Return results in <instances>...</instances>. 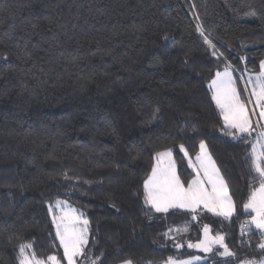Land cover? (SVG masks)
Segmentation results:
<instances>
[{"label":"trees","instance_id":"obj_1","mask_svg":"<svg viewBox=\"0 0 264 264\" xmlns=\"http://www.w3.org/2000/svg\"><path fill=\"white\" fill-rule=\"evenodd\" d=\"M263 59L264 0H0V264H18L20 243L62 257L48 211L57 199L90 221L80 264L184 258L205 224L236 255L202 264L264 260L243 208L249 138L225 134L209 88L223 67L257 72ZM201 141L234 215L150 210L143 181L155 153L171 148L190 180Z\"/></svg>","mask_w":264,"mask_h":264},{"label":"snow or ice","instance_id":"obj_2","mask_svg":"<svg viewBox=\"0 0 264 264\" xmlns=\"http://www.w3.org/2000/svg\"><path fill=\"white\" fill-rule=\"evenodd\" d=\"M197 30L200 31L201 36H204L205 43L215 47L204 35L202 27L198 26ZM213 55L216 53L213 52ZM248 83L251 84V96L255 97V107L260 110L259 119L255 121V124L252 120V116L256 115L255 110L250 112L248 108V104L252 101L241 99L240 91L228 67L223 73H216L209 88L212 90V100L223 120L222 130L226 135L234 140L247 141L253 132H257V128L260 129L255 142L251 144L249 166L254 173L251 177L254 183L250 187L247 202L244 203L243 208L250 215V219L246 222L247 230L251 231L254 226L261 236H264V123L260 122L264 121V61L260 63V72L256 74L255 80L249 79ZM180 151L188 157V152L183 145H180ZM153 160L151 172L143 181V201L150 210L156 213H167L169 210L177 209L186 210L192 213L193 220L197 219L198 210H206L225 219H230L236 212V204L228 183L221 175L204 141L200 142V151L195 159L188 158V166L194 173L190 180H183L178 174L171 148L156 152ZM65 203L58 200L54 206L49 205L48 209L52 224L55 226V239L59 241V247L63 250L62 257L53 254L41 258L35 252L32 243H20L17 245L18 264H64V262L80 264V257H87L90 221L84 213L77 209L63 207ZM243 231L242 226V233ZM224 241V235H212L210 226L205 224L203 225V239L195 244L189 242L188 247L209 253L213 252L214 247L219 246L223 251H218V255L235 256L236 254ZM175 246L181 247L179 243ZM258 247L264 250V242ZM192 259L199 260L200 257ZM91 264H95V261ZM123 264H132V261L125 260ZM165 264H192V262L169 257ZM240 264H256V262L241 261ZM260 264H264V260Z\"/></svg>","mask_w":264,"mask_h":264},{"label":"rangeland","instance_id":"obj_3","mask_svg":"<svg viewBox=\"0 0 264 264\" xmlns=\"http://www.w3.org/2000/svg\"><path fill=\"white\" fill-rule=\"evenodd\" d=\"M262 61H264V59ZM226 67H228L230 69V71L232 72V76H233V78H234V80L236 82L237 89H238V82L241 85L242 91L244 93V97L241 95V99L245 100V101L250 99L252 101L251 103L248 104V108H249L250 112L253 109L255 110L256 115L252 116V120H253V122L255 124V121L259 119V115L258 114H259L260 110H259V108L255 107V97L251 96V84H249L248 81H249V79L255 80V76H256V74H258L260 72V68H259V70L257 72H248V71H245V70L242 71V72H236L230 66H225L222 69L216 71L214 73L213 77L211 78V80L215 78L217 72L223 73ZM211 80L209 81V85L211 83ZM246 88H247V91H245ZM210 91H211V95H212V90L210 89ZM260 122L264 123V121H260ZM259 130L260 129L257 128V132ZM257 132H253L252 136L248 137L250 145L255 142V138H256ZM199 151H200V146H199ZM192 159L194 160L195 157L192 158ZM58 200L66 202L64 205H62L63 207H69V208L76 209L74 206L70 205L68 203V201L65 200V199H57L54 202L50 203L49 205H53L54 206L55 202L58 201ZM49 205H48V209H49ZM262 237H263L262 241L264 242V236H262ZM194 249H195V251L191 255H189L187 257H184V258H177V260H191L192 264H202V263L206 262L208 260V258H210L211 256H214L215 254L218 255L217 254L218 251H223V249L218 250V249H216V247H214L213 252H209V253H206V252H204V251H202L201 249H198V248H194ZM193 257H200V259L199 260H193L192 259ZM174 259H176V258H174ZM165 262L163 264H165ZM117 264H123V262H120V263H117ZM256 264H260V262L256 263Z\"/></svg>","mask_w":264,"mask_h":264},{"label":"water","instance_id":"obj_4","mask_svg":"<svg viewBox=\"0 0 264 264\" xmlns=\"http://www.w3.org/2000/svg\"><path fill=\"white\" fill-rule=\"evenodd\" d=\"M203 238V237H202Z\"/></svg>","mask_w":264,"mask_h":264}]
</instances>
